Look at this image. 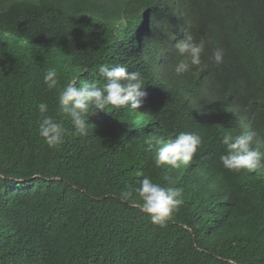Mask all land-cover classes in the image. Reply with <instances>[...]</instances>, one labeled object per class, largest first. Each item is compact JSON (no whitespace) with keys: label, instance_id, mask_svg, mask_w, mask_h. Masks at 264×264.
<instances>
[{"label":"trees","instance_id":"obj_1","mask_svg":"<svg viewBox=\"0 0 264 264\" xmlns=\"http://www.w3.org/2000/svg\"><path fill=\"white\" fill-rule=\"evenodd\" d=\"M0 28L15 36L0 41V264H264V170L220 163L245 124L264 151V0H0ZM182 30L205 41L207 67L177 76ZM164 49L166 79H148ZM110 64L139 71L147 97L76 135L44 73L103 83ZM41 102L67 129L58 147L38 135ZM189 131L203 139L193 161L156 168L149 143ZM144 176L183 190L164 228L135 207Z\"/></svg>","mask_w":264,"mask_h":264},{"label":"clouds","instance_id":"obj_2","mask_svg":"<svg viewBox=\"0 0 264 264\" xmlns=\"http://www.w3.org/2000/svg\"><path fill=\"white\" fill-rule=\"evenodd\" d=\"M106 11H110V8ZM86 15L85 17L89 18L93 13ZM101 17L116 22L112 14L103 13ZM94 19L101 20L100 18ZM182 31L184 38L172 47L178 58L174 66L177 76L189 73L194 67H207L202 61L206 47L205 41L197 40L191 33ZM14 38L12 32L0 28L1 43L9 40L14 41ZM172 39L175 37L172 36ZM165 53H167V49L157 51L154 64L146 61L147 66L151 69L148 79L155 78L160 81L166 79V71L172 65L167 60L168 56ZM223 55L222 50L217 49L213 52L212 59L217 64L222 63ZM99 74L103 77V83L94 77L83 83H78L77 78L73 77L65 86L61 87L56 68H50L44 73V84L48 89L57 91L59 110L70 118L76 135L87 136L89 134V129L93 127L89 124V118L97 110L107 111L111 106L112 109L137 111L142 107L147 97L144 78L139 71L130 72L123 64H110V66H100ZM38 112L40 113V119L37 122L39 137L50 148L62 145L65 142L67 129L55 117L48 115L47 103H39ZM222 144L225 146V152L220 155V163L229 172L244 170L248 173H258L264 170V151L261 150L263 144L251 127L245 124L243 132L237 135L226 131ZM202 145L201 135L198 132L189 131L181 132L167 141L157 139L149 143V148L153 151L156 168L171 166L173 169H179L182 165H188L193 161ZM137 175H143V173ZM134 192L142 201L135 207L139 206L140 210L150 218L151 223L161 228L174 221L176 213L185 203L182 189L163 186L154 182L149 176H144ZM132 196L133 191H125L121 194V198L124 200L131 199Z\"/></svg>","mask_w":264,"mask_h":264}]
</instances>
